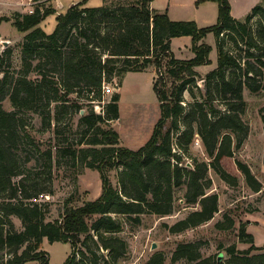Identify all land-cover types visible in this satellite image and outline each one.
Instances as JSON below:
<instances>
[{"label":"trees","instance_id":"obj_1","mask_svg":"<svg viewBox=\"0 0 264 264\" xmlns=\"http://www.w3.org/2000/svg\"><path fill=\"white\" fill-rule=\"evenodd\" d=\"M87 1L66 12L42 3L33 12L16 13L14 24L26 33L20 69L14 68L11 49L0 52V249L10 254L3 264H49L45 239L71 243L64 264H122L129 253V242L121 235L126 222L141 224L145 214L173 215L178 193L184 191L180 199L193 210L165 227L173 234L196 228L220 211L210 169L230 184L238 180L222 161L234 156L250 131L243 118L245 89L264 91V8L257 6L238 19L230 0H217V23L200 27L196 21L172 20L167 12L156 11L153 0H106L100 7H89ZM52 14H57V25L48 33L40 24ZM210 33L216 37L218 62L203 77L198 68L213 62V47L204 41ZM183 36L192 37L191 59L177 58L172 51L173 39ZM149 64L158 69L155 90L161 117L148 142L133 149L121 145L119 132L110 125L120 117L119 93L100 113L86 107L103 100L106 83ZM198 79L205 86L199 88L202 99L185 105V92H191ZM7 98L13 110L5 108ZM29 112L48 126L55 123L58 135L63 114L79 112L80 136L55 149H42L27 127ZM260 114L264 122V106ZM197 133L211 158L208 162L186 159ZM62 158L98 170L103 191L81 205L68 200L60 216L49 220L48 203L38 199L52 191L40 178L43 172L51 177ZM238 165L249 185L260 191L263 185L250 167L242 161ZM120 168L115 185L110 171ZM13 217L22 221L21 230ZM246 234L242 228L240 235ZM227 250L230 259L225 261L222 255L205 256L200 242L182 241L172 262L264 264V247L253 244L242 250L232 245ZM147 264H166V257L155 253Z\"/></svg>","mask_w":264,"mask_h":264},{"label":"rangeland","instance_id":"obj_2","mask_svg":"<svg viewBox=\"0 0 264 264\" xmlns=\"http://www.w3.org/2000/svg\"><path fill=\"white\" fill-rule=\"evenodd\" d=\"M82 1L84 0H0V52L7 48L11 49L14 68L19 70L26 33L17 29L13 20L14 15L18 12L35 10L42 3L55 8L58 13L66 12L70 6ZM230 2L232 15L238 19H245L257 6L264 8V0H230ZM106 3V0H88L87 6L100 7ZM152 7L156 11L167 12L172 20L196 21L200 27L216 24L220 12V3L217 0H153ZM4 17L11 19L2 20ZM56 17L57 14L48 16L40 26L48 33L53 32L57 25ZM258 20V17L253 20L254 25ZM5 41L9 43L6 44ZM204 41L213 47L210 56L213 62L198 68L203 77L215 69L218 62L215 35L208 34ZM187 45L190 47H186ZM172 51L180 59H191L195 56L192 39L190 38L188 42V36L177 38L172 45ZM157 77L158 69L155 64H149L141 71H128L123 79L115 77L111 83H106L108 87L110 86V92H104L103 100L94 101L86 108L100 113L113 96L119 93L120 117L110 125L119 132L121 145L133 149L140 148L151 138L155 125L161 117L160 101L155 90ZM199 88L203 90L205 86L204 82L198 79L197 83L192 85L191 92H185V105L196 99H202ZM244 93L247 108L243 118L249 124L250 131L243 145L235 150L234 156L226 157L222 161L223 167L238 180L235 184H230L220 178L212 168L210 169V176L213 179L211 191L219 194L220 211L206 224L173 234L165 224L172 225L193 210L192 207H186L185 202L180 199L184 191L179 192L178 208L173 215L161 217L157 214H145L142 216L141 224L125 223L121 235L129 242V253L122 260V264H147L155 253H163L166 264H184V262H172L173 252L182 241L200 242L205 256L222 255L225 261L230 259L227 249L232 245L242 250L250 248L253 244L264 247V122L260 114L264 106V91L252 93L245 89ZM73 96L77 97L76 94ZM218 105L221 109H225L223 104L218 103ZM4 106L7 110L14 109L9 98L4 101ZM53 109L55 111V106ZM25 117L30 133L41 144L42 149L50 147L55 149L56 144L63 143L66 139L73 141L80 136L82 129L79 112L71 115L63 114L60 126L62 133L59 135L55 131V123L53 126H48L40 115L29 112ZM186 159L190 163L196 159L207 162L211 160L198 133ZM238 161L248 165L262 183L260 191H255L249 185L246 176L239 168ZM121 169L110 171L115 185H119L118 176ZM20 178L17 176L16 180ZM40 181L48 191H52L41 194L38 199L42 203H48L49 220L60 216L68 200L73 198V204L81 205L88 200L97 199L103 191L100 172L78 164L70 158H62L61 163L54 166L51 177L43 172ZM13 221L17 229L23 228L19 218L13 217ZM219 223L223 225L222 228L217 226ZM242 228L246 229L245 237L240 235ZM43 246L49 252V264H64L72 251L70 242H50L45 239ZM9 257L7 250L0 249V264L6 262ZM25 264H41V262L31 260Z\"/></svg>","mask_w":264,"mask_h":264},{"label":"crops","instance_id":"obj_3","mask_svg":"<svg viewBox=\"0 0 264 264\" xmlns=\"http://www.w3.org/2000/svg\"><path fill=\"white\" fill-rule=\"evenodd\" d=\"M152 8H153V7H152ZM183 37H184V36H183ZM186 37H187V36H186ZM177 38H179V37H176V38L173 39V41H172V45L175 43V41H176ZM181 38H182V37H181ZM190 38L192 39L191 36H188V42H189V39H190ZM186 47H190V46L187 45ZM181 48H182V47H181Z\"/></svg>","mask_w":264,"mask_h":264},{"label":"built area","instance_id":"obj_4","mask_svg":"<svg viewBox=\"0 0 264 264\" xmlns=\"http://www.w3.org/2000/svg\"><path fill=\"white\" fill-rule=\"evenodd\" d=\"M33 11H34V10L31 9L30 12H33ZM109 88H110V86L108 87V85L105 84V85H104V90H105L104 92H106V91H107V92H110V91H109ZM106 89H108V90H106Z\"/></svg>","mask_w":264,"mask_h":264},{"label":"water","instance_id":"obj_5","mask_svg":"<svg viewBox=\"0 0 264 264\" xmlns=\"http://www.w3.org/2000/svg\"><path fill=\"white\" fill-rule=\"evenodd\" d=\"M5 43L8 44L9 42L8 41H5ZM82 113H84V111H82ZM221 258H222V256H221Z\"/></svg>","mask_w":264,"mask_h":264}]
</instances>
